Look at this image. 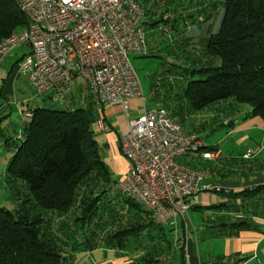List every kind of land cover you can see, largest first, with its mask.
Segmentation results:
<instances>
[{"label":"trees","instance_id":"obj_1","mask_svg":"<svg viewBox=\"0 0 264 264\" xmlns=\"http://www.w3.org/2000/svg\"><path fill=\"white\" fill-rule=\"evenodd\" d=\"M144 1L151 6L138 0L145 10L143 27H154L164 16L163 22L171 24L168 30H178L177 22L165 18L163 8L157 12L152 6L155 0ZM213 6L221 7L222 16L200 52L189 55L199 50L194 49L197 41L186 50V36L179 39L184 43L181 53H176L177 61L183 62L174 64L182 67L177 73L187 82L184 96L194 109L228 99L246 103L250 107L246 115L264 122V0H216L202 5ZM200 9L184 18L198 23L205 13ZM151 13L157 18L151 20ZM179 17L184 20L183 15ZM27 25L15 0H0V40ZM64 96L50 97L56 107L27 109L30 115L22 116L18 133L3 143L11 156L0 175V186L11 206L0 201V264H74L78 249L93 250L101 244L123 254L131 252L128 264H134L133 257L143 263L182 264L184 225L177 233L171 224L155 223L150 212L128 196L124 198L132 219L108 216L109 194L121 192L110 186L108 167L91 129L101 111L94 100L86 102L82 97L76 105L68 100L66 104ZM255 166L264 171V160ZM263 189L257 186L232 195L246 197ZM228 220L223 227L232 233L257 227L246 216Z\"/></svg>","mask_w":264,"mask_h":264},{"label":"built area","instance_id":"obj_2","mask_svg":"<svg viewBox=\"0 0 264 264\" xmlns=\"http://www.w3.org/2000/svg\"><path fill=\"white\" fill-rule=\"evenodd\" d=\"M15 1L28 25L0 40V63L12 49L30 47L18 70L27 74L38 94L67 95L70 83L80 77L98 104L120 103L127 110L130 99L143 100L129 60L130 54L146 53L145 10L138 0ZM96 123L101 130H110L101 114ZM119 149L129 168L118 189L148 210L157 224L185 218L196 194L208 188L202 181L210 172L179 159H208L210 153L201 150L197 134L183 129L165 107L129 119ZM254 154L247 150L243 157Z\"/></svg>","mask_w":264,"mask_h":264},{"label":"rangeland","instance_id":"obj_3","mask_svg":"<svg viewBox=\"0 0 264 264\" xmlns=\"http://www.w3.org/2000/svg\"><path fill=\"white\" fill-rule=\"evenodd\" d=\"M139 1L141 4L143 3L142 5H147V8L151 6V2L149 4V1ZM208 1L212 3L216 0H155V2L152 4L153 7H156L157 12L160 11L159 8H163L165 10L164 14L167 15V17L165 18H168L170 22L171 20L173 22H177L178 30L174 32L168 30V27L171 24L169 25L163 22L162 19L164 16L155 25L157 28H160L159 30H155L154 33L149 30V27H144L147 43L146 53L143 55H129L130 63L141 84L143 102L131 107L128 114L132 115L134 114V112L141 109L150 110L165 107L166 109H168V111H170L173 119L178 122L186 131H194L195 134H197L200 143L214 146L216 140L219 138V135L225 132V128L219 127V122H217L214 117L210 118L211 114H213L212 110H214L215 107L210 105L212 106H209L210 108H193V106L187 101L184 96V89L187 82L181 80V73H177L178 71H182V67L179 65V68H177L174 64H180V62L183 61L180 60L179 62L177 61V58L171 59V57H167L169 54H173L172 51L175 54L181 53L182 50L180 51V48H183L182 44L184 43L182 42V40H179L182 38V36L180 35L181 33L185 34L187 38L185 39V41L188 42L186 48L184 47V49L188 50L191 46H194L191 43L197 41V43H195L194 49L199 48V50H194L189 55L201 51L200 49L203 48V45L206 44V40L209 34L212 33L211 28V30L206 32L209 27V22L211 21V26H214L215 22L217 21L218 23V20L222 16L221 7L219 6L217 7V9L214 6L212 9L202 7V5H204V3L206 4ZM200 7L202 8L200 9ZM198 8L202 12H205L204 15L207 16L208 19L205 20L204 15H201L200 17L203 22L201 21L196 24L195 19L191 21L190 18H184V16H186V14H188L191 10V12L194 13L199 11ZM181 15H183L184 20L179 17ZM173 18H175V20L177 21L173 20ZM181 23L184 24V26L180 25ZM182 27H184V29H181ZM169 31H171L172 34H170ZM158 36L159 38H156ZM168 42L171 45L172 49H166L167 47H165V45L168 44ZM158 43L160 45L159 50L158 48H156V44ZM188 45L190 47H188ZM29 51L30 47L28 46H18L9 51L0 63L1 145L6 139L18 133L21 121L23 119L21 113L24 110L27 112L29 109H33L36 107L51 108L56 107L57 105L50 100L52 91L44 94H38L30 84L27 74L18 70V63L22 60V57L24 55L29 53ZM171 63H173L175 66ZM75 80H79L81 83L85 84V81L80 77L75 78ZM82 93L86 97V102H93L94 99H91L88 96L87 90L82 91ZM152 93L153 96L151 95ZM70 95L71 93L68 94V96ZM230 102L231 101L229 99L222 100L214 103L213 105H231L232 103ZM76 104L77 102L75 101V105ZM236 105L239 106L240 109L242 108L245 110H250L249 105L246 103H239ZM100 107L101 105L95 104L96 109H100ZM122 110L119 111L120 117L122 119H126L125 112H123ZM91 129L93 130V136L98 143L101 158L108 167V173L111 182L110 186L115 185L118 188L119 182L124 175L122 174V172H124V164L127 163V160L119 152L117 138H115L112 142V135H108L107 137L106 132H103L101 129H99L96 123L92 124ZM109 132L110 131H108V134ZM115 133L116 132L113 130L112 134H114V136L116 137ZM255 141L256 140H252L251 146H254L256 144ZM7 155L9 154L7 153L6 149L0 146V175L5 171V166H2L6 164L8 157ZM186 157L188 158L190 156ZM186 157H182L181 160ZM3 194L4 193L0 186V201H2V203H4V205L7 207L11 206L9 195L5 194L4 197ZM109 195H111V197L109 196L108 216L110 218H114L115 220L119 219L122 221H125L126 219H132V211L124 198L125 195H122L121 193L115 191H112ZM188 216L193 223V230H199L203 223L201 218L203 216L202 211L199 208L190 209L188 212ZM164 227L167 228L168 226L166 225ZM178 229L182 231L180 227H178ZM175 238L178 239L177 234ZM169 239H172V236L169 237ZM84 244L85 243L81 245ZM101 245L102 246L99 245L93 250L78 249V252H76L75 254L76 256L74 255V264H118L119 259L121 260L122 258L126 257L129 259L130 255L132 254L129 251H125L124 255L119 251L117 252L114 248H108L104 244ZM139 249L140 248H138V251H133H137V253H139ZM146 255L148 256V258L152 257L149 254ZM137 258L138 257H136V259ZM136 259H134V257L132 259L134 261V264H151L145 262L143 263L142 261L140 262L138 261V259ZM128 263L129 262H127L126 264Z\"/></svg>","mask_w":264,"mask_h":264},{"label":"crops","instance_id":"obj_4","mask_svg":"<svg viewBox=\"0 0 264 264\" xmlns=\"http://www.w3.org/2000/svg\"><path fill=\"white\" fill-rule=\"evenodd\" d=\"M150 16L151 20L156 18L154 13H151ZM198 20L201 22V17ZM145 21H148V18H145ZM145 26L149 27L152 33L160 28L148 24H145ZM217 27V21L214 26L209 23L206 32L212 29L214 33ZM169 32L172 34L171 31ZM180 35L183 38L185 36L183 33ZM156 38H159V36ZM145 44L147 51L146 37ZM159 46V43L156 44L158 50ZM165 47H167V50L171 49L169 42ZM172 53L167 57L176 59L177 55L173 51ZM84 90L90 93L86 82L83 84L74 79L71 82V95H65L64 102L67 104L66 98L70 104L75 101H83L82 97H85V95L82 91ZM51 95V100L62 97L54 92ZM151 95L153 96V93ZM92 99L94 98L92 97ZM141 102L143 100L130 99L127 110L120 103L103 104L100 107L104 121L110 126L109 134L108 131H102L106 132L107 137L112 135V142L117 138L118 149L120 135L127 130L128 120L138 116L144 110H148L141 109L132 115L128 114L131 107ZM212 106L215 109L212 110L213 114L210 118L214 117L219 122V127L225 128V132L219 135L214 146L200 143L201 150L209 152L211 158L204 159L192 156L187 158L185 156L186 158H183V160L179 159L181 162L188 163L196 168H206L210 172V176L202 181V184L208 186V188L202 189L196 194L194 198L195 205L191 208H199L202 211V226L199 230H193L194 226L188 214L185 218L177 219L174 224L169 226L179 233L178 227L180 224L184 225L185 235L181 239L183 245L182 264H264V189L255 195L249 194L246 197L232 195L246 189L264 186V171L255 166L256 163L264 160V122L259 117H248L246 114L249 110L240 109L234 103ZM120 110L125 112L126 119L120 117ZM113 130L116 132V137L112 134ZM189 132L195 133L194 131ZM252 140H256L254 146H251ZM0 146L5 147L1 143ZM247 150H251L255 154L250 158H244L243 154ZM6 151L9 155H7L6 164L2 166H5V168L11 156V152L7 149ZM124 167L122 174L127 172L129 168L128 161L124 164ZM238 214H245L246 218L249 217L257 227L242 229L235 233L226 230L223 227L225 225L224 221L236 219ZM216 231L224 234L217 236ZM127 262H130V260L126 257L119 259L118 264H126Z\"/></svg>","mask_w":264,"mask_h":264}]
</instances>
